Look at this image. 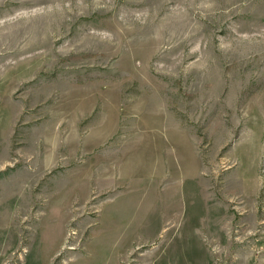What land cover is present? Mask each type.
Instances as JSON below:
<instances>
[{
    "label": "rangeland",
    "instance_id": "374dc122",
    "mask_svg": "<svg viewBox=\"0 0 264 264\" xmlns=\"http://www.w3.org/2000/svg\"><path fill=\"white\" fill-rule=\"evenodd\" d=\"M198 239L264 264V0H0V264Z\"/></svg>",
    "mask_w": 264,
    "mask_h": 264
},
{
    "label": "crops",
    "instance_id": "0c3cea01",
    "mask_svg": "<svg viewBox=\"0 0 264 264\" xmlns=\"http://www.w3.org/2000/svg\"><path fill=\"white\" fill-rule=\"evenodd\" d=\"M192 248L194 251L193 252L194 256L186 257L184 259H190L193 262L192 264H194V262H197L198 264H209L208 260L210 254L206 252L207 248L205 243H203L200 239H198L196 242H194Z\"/></svg>",
    "mask_w": 264,
    "mask_h": 264
}]
</instances>
